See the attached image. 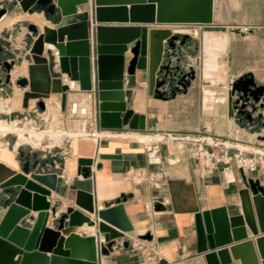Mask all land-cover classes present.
I'll return each instance as SVG.
<instances>
[{"label": "water", "instance_id": "95a60500", "mask_svg": "<svg viewBox=\"0 0 264 264\" xmlns=\"http://www.w3.org/2000/svg\"><path fill=\"white\" fill-rule=\"evenodd\" d=\"M219 1L12 0V4H19L25 12H42L53 26L44 25L40 29L31 24L28 27L27 37L33 38L28 42L29 54L34 62L28 65L27 75L14 80L12 70L17 61H9L6 50L0 45V86L15 84L21 89L27 88L24 107L29 106L30 99H35L41 110L47 108L45 100L52 94L61 95V107L65 109L68 91L94 90L99 100L101 127L145 129L146 117L128 109L127 103L138 85L137 71L146 78L151 95L165 98L162 88L170 75V66L164 62L165 50L174 49L177 41L184 43L187 38H181L166 26L200 24L208 27L201 35L199 73L202 84L228 88L231 119L251 115L249 106L252 111L257 109L258 103L264 106V85H257L252 74L229 83V30L209 28L225 22ZM84 5L90 8L79 11ZM7 10L8 7L1 3L0 20ZM35 56L44 57L46 61H37ZM40 66L45 70L42 87L37 88L33 70ZM188 76L195 79L196 72L182 77L179 83L183 88L189 85ZM159 154V146L154 145L150 157L157 158ZM120 157L117 154L100 156L101 159ZM94 163V157L78 158L80 167L89 168ZM40 165L45 163H40L36 152L22 158L19 171L0 163V189L4 191L2 203L6 208L0 217V264H99V256L109 255L114 240L133 230L124 208L125 198L106 201L99 207L93 193L79 189L76 207L69 206L60 212L49 199L57 189L58 173L43 172ZM241 175L244 183L239 192L242 212L232 216L230 211L236 210L237 205L209 210H200L198 206L181 208L175 192L179 182L168 181L173 210L196 214L198 250L204 254L207 264H231L232 256L249 263L255 260L251 258L254 253L249 254L254 249V240L247 239L246 223L255 235L264 264V234L259 235V232L264 233V184L242 170ZM37 197L42 198L39 205L35 202ZM50 218L52 226L47 225ZM84 224L95 232L92 235L78 233V227ZM177 236V231L171 229L158 241ZM255 264L259 263L255 261Z\"/></svg>", "mask_w": 264, "mask_h": 264}, {"label": "crops", "instance_id": "0c3cea01", "mask_svg": "<svg viewBox=\"0 0 264 264\" xmlns=\"http://www.w3.org/2000/svg\"><path fill=\"white\" fill-rule=\"evenodd\" d=\"M11 1L2 0L0 4L8 5ZM7 7V13L0 20V35L4 31L8 34L17 25H21L22 28L24 25L29 27L31 24H36L40 29L44 25L53 26L45 19L42 12H25L19 4ZM84 10L83 6L79 8V11ZM181 26H190V24H173L166 27H170L174 33L180 34L183 38L186 35H182L177 29ZM224 28L227 29L225 26ZM245 30L253 32L251 29ZM244 36L243 39H235L231 37L229 31L228 81L231 83L243 75L252 74L257 85H264V54L262 60L256 63L251 60V47L264 48V40L259 37ZM25 40V45H28V40ZM5 41L6 43L0 45L7 51V59L16 60L9 47H16L14 49L17 50L18 45L14 46L9 39ZM239 42H245L248 49H240ZM24 49L26 48L23 47ZM28 54L29 50H26L25 57ZM25 57L26 62L28 60ZM41 58L43 59L37 61H46L44 57ZM164 62L170 66V75L162 91L165 94L171 89L172 96L165 95V98H159L151 95L146 78H142L141 73L137 71L138 85L127 99L128 109L146 117L145 129L134 130L127 126L121 129H108L99 124L106 135L98 141L91 137L73 139L69 142L71 145H65V150L38 153L40 163H45L44 166L40 165L43 172L58 173L57 189L52 191L49 199L52 205L58 206L60 212L69 206L76 207L75 197L79 189L93 193L99 207H103L106 201H115L118 197L125 198L123 204L133 230L114 240L109 255L99 256V264H207L204 254L198 250L199 233L196 214L173 210L168 181L179 182L175 186V192L180 198L181 208L198 206L200 210H209L237 205L236 210L230 211L231 216L237 215L242 212L239 192L244 188V183L241 170L234 163L230 170L224 169L223 163H219L214 169H209L205 162L195 157V153L202 146L216 153L227 150L230 154L235 153L237 148H264V106L261 107V103L256 104L255 111L249 106L248 111L251 115H238L235 119L228 116V88L207 86L201 82L200 39L187 37L184 43L181 40L177 41L174 49L166 48ZM28 64L29 62L23 63L19 68L25 67L27 71ZM192 71L196 72L195 79L188 76L189 85L183 88L179 83L180 80L184 75H190ZM22 74L17 73L18 76ZM162 77L160 75V78ZM6 88L11 86H0V98L4 100L17 98L19 103L3 113L17 112V116H20L24 112L29 114L35 108L37 101L35 99L33 104L30 100L29 106L24 108L20 91L24 92L26 88L17 89L13 96L7 93ZM80 92L81 90L78 89L68 91L66 106L78 98ZM51 98L52 100L56 98L61 107L60 94H52ZM180 98L193 102L197 111V121L192 125L170 126L165 121L168 108L177 100H181ZM52 103L55 104L56 101ZM18 105L23 109H19ZM70 122L67 120V127L76 129V125ZM157 133L177 137L192 136L195 140L185 142L180 139H165ZM140 135L151 136L153 139L144 141L139 138ZM206 140L210 142L215 140L219 144L210 146L206 144ZM154 145L159 146L160 154L157 158L150 157ZM102 154H117L121 157L101 159ZM80 157H94L96 163L89 168L80 167L78 164ZM0 163H5L14 170H21L19 164L17 167L13 166V155L9 152ZM84 172L88 173L83 176ZM246 175L254 179L259 178L264 184V169L248 172ZM67 176L73 177L71 184L66 182ZM3 196L4 191L0 189L1 215L6 210L1 206ZM167 198L170 199V203L164 204L163 201ZM47 225H53L52 218ZM171 229H175L178 236L159 242L158 239L167 236ZM245 229L247 239L254 240V249L249 254L254 253V257L251 258L255 260L249 263L244 262L242 258L234 259L232 256L231 264H255V261L262 264L263 258L255 243V235L247 223ZM77 232L82 235H92L95 230L84 224L78 227ZM263 234L259 232V235Z\"/></svg>", "mask_w": 264, "mask_h": 264}, {"label": "rangeland", "instance_id": "374dc122", "mask_svg": "<svg viewBox=\"0 0 264 264\" xmlns=\"http://www.w3.org/2000/svg\"><path fill=\"white\" fill-rule=\"evenodd\" d=\"M219 2L221 8L223 9L225 22L215 23L213 24L214 26L212 25L209 28L225 29L224 28L225 26L227 27V29L229 28V31H231V37L235 39H243L242 36L245 35L244 37H250V38L259 37L264 40V0H220ZM9 4L14 5L12 4V1ZM9 4L6 6H10ZM234 6H236L237 8L236 7L234 8ZM83 8L85 9L90 8V5H84ZM12 29L13 30L10 31L8 34L6 33V31L1 33L0 43H6L5 40L9 39L10 43L14 44V46L18 45L19 48H17V50L14 49L16 47L14 48L9 47V49L12 51L13 55L16 58L17 64L15 69L18 71L20 69L19 66H21L23 63L27 64V62H29L30 64L34 62V58H32L30 54H28L25 57L26 50H29V43L28 45H25V41H26L25 39H27L28 42L29 41L31 42L33 38L27 37V34L30 33L27 25H24V27L22 28L21 25H17ZM177 29L181 32L182 35L185 34L188 38L196 37L197 39L201 40L202 31L208 29V27L200 24H190V26H181L178 27ZM245 29H251L253 32L250 33ZM244 43L245 42H239L240 49H248V47L245 46ZM23 47H25L26 49L23 50ZM251 49H252L251 60L254 63H256L259 60H262L264 54V50H263L264 48L253 46L251 47ZM15 54H18V56ZM7 56L8 55H6V57ZM24 57L28 61L25 62ZM28 65L26 66L28 67ZM21 68L25 69V67H21ZM27 74L28 72L25 69L22 75H27ZM17 89H19V87L13 84L11 88H6V91L10 96L11 95L13 96V94H16ZM20 94L22 98H24V92H22V90L20 91ZM172 94L173 93L171 89L165 93V95L168 97H171ZM21 96H19V98ZM180 99L181 100H177L176 102H174L173 106L168 108L167 111L168 114L167 117L165 118V121L170 126L177 127L188 124L192 125L197 121V111L194 109L193 102L184 98H180ZM30 100L31 103L33 104L34 99H30ZM54 100L56 101L55 104L52 103V101ZM54 100H52L50 96L48 99L45 100L47 103V108L45 110H41L36 105L35 108H33V110L29 112V114H27L28 112H24V114H20V116H17V112L11 113L10 111L9 113H3V112H7L8 110L5 111L0 109V119L7 121L24 120L25 122L31 124V128H30L31 131L33 130L36 132H41L43 130H53L60 132L66 131L65 133L79 131L81 120L68 119L66 114L62 111L60 107V102L56 100V98ZM18 103L19 102L16 98L13 107L17 106ZM18 107L21 110L23 109L19 105ZM67 120L71 121L70 123L75 124L77 128L69 129L66 124ZM157 134H161L162 136H164V133H157ZM26 136H28V134H26ZM20 137L21 134L18 133H7L4 135L3 137L4 141L1 149L2 151L0 150L1 161L7 157V153L9 152L10 154L13 155V166L17 167V164L21 166L22 158H25V156L29 153H33V152L44 153L51 147H54L53 150L55 152H60L66 149L64 147L65 144L57 143L52 140L49 141L48 147H43L41 145L33 146L32 144L26 141L22 142L17 147L14 146L17 144ZM42 138L44 141L48 140L49 134L48 133L42 134ZM55 144L64 145V146H57V145L55 146Z\"/></svg>", "mask_w": 264, "mask_h": 264}, {"label": "built area", "instance_id": "2783aa9c", "mask_svg": "<svg viewBox=\"0 0 264 264\" xmlns=\"http://www.w3.org/2000/svg\"><path fill=\"white\" fill-rule=\"evenodd\" d=\"M62 111L66 114L68 119L81 120L80 130L75 132L79 133V137H91L98 141L105 135L99 127V100L94 90L81 91L79 97L67 105L65 109H62ZM163 138L171 140L180 139L185 142L195 140L192 136L177 137L171 134H166ZM205 142L210 146L219 144V142L215 140L211 142L210 140H206ZM53 149L54 147H51L47 151L51 152ZM195 157L199 161L205 162L209 169L216 168L219 163H223V168L227 170H230L232 163H234L236 167L245 174L264 169V148H237L235 153L230 154L227 150L222 153H216L202 146L196 151ZM65 180L68 184H71L73 182V177L67 176ZM163 203L169 204L170 199H164Z\"/></svg>", "mask_w": 264, "mask_h": 264}, {"label": "bare ground", "instance_id": "6f19581e", "mask_svg": "<svg viewBox=\"0 0 264 264\" xmlns=\"http://www.w3.org/2000/svg\"><path fill=\"white\" fill-rule=\"evenodd\" d=\"M128 5L130 7V4H128ZM36 59L42 60L43 58L36 56ZM44 70H45V68H43V66H40L38 68H34V70H33V76L35 77L34 82H35V86L37 88L42 87L41 78H42ZM24 71H25V69H22V68H20L18 70V72L21 74L24 73ZM16 72L17 71H15L14 69L12 70V80H14L18 76L17 75L18 72L17 73ZM15 99L16 98H12L11 100H4V99L0 98V109L5 110V111L10 110L11 108H13V106L15 104ZM30 128H31V124H29L28 122H25L24 120L7 121V120H1L0 119V150L2 149V145H3V141H4L3 137L7 133L21 134V137L18 140L17 144L14 145L16 147L24 141L29 142L33 146L41 145L43 147H48L49 141H51V140L55 141L57 143H62V144L68 145V144H70L69 142L73 139H82L81 137H79V133H75V132L65 133L66 131L60 132V131H53V130H43L41 132H36L33 130L31 131ZM44 133L49 134V139L46 141H44L42 138V134H44ZM26 134H28V136H26ZM83 138H87V137H83ZM139 138L144 140V141H149V140L153 139V137L147 136V135H140ZM93 140L96 141V139H93ZM56 145L57 146H64V145L55 144V146ZM87 173L84 172L83 176L86 175ZM35 202L37 205H39L42 202V198L41 197L35 198ZM33 203H34V201H33ZM1 206L5 210L4 203H2ZM1 216L2 215L0 213V217Z\"/></svg>", "mask_w": 264, "mask_h": 264}]
</instances>
